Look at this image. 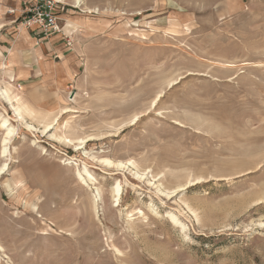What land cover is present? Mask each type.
Here are the masks:
<instances>
[{"label": "rangeland", "instance_id": "rangeland-1", "mask_svg": "<svg viewBox=\"0 0 264 264\" xmlns=\"http://www.w3.org/2000/svg\"><path fill=\"white\" fill-rule=\"evenodd\" d=\"M12 1L0 264H264V0H60L47 37Z\"/></svg>", "mask_w": 264, "mask_h": 264}, {"label": "bare ground", "instance_id": "bare-ground-1", "mask_svg": "<svg viewBox=\"0 0 264 264\" xmlns=\"http://www.w3.org/2000/svg\"><path fill=\"white\" fill-rule=\"evenodd\" d=\"M75 3L80 5L81 0H75ZM70 26H73V23L68 21L66 28H70ZM0 69H3V70L6 69V65L3 61H1V63H0ZM0 99H2L8 103L10 110L13 111L15 114L16 122H19L20 124H22L25 127V129L28 131H31V132L36 131V127L32 126L31 124H27V122H25L26 120L24 119L23 113L26 111L28 112L27 108H29V107L27 106V108H26L25 105L23 106V103L21 102L22 98L18 97L17 95L12 96L10 94V90L8 88L0 87ZM156 99H157V97H156ZM14 104H16V105H14ZM66 111H67V109H61V112H66ZM29 112H31V111H29ZM134 120H137V116L134 117ZM57 123H58L57 118L52 119L51 122H48V123L43 125L41 133L47 135L49 133V131L53 128V125L54 124L57 125ZM13 125H12L9 117L3 116L0 114V130L3 132L1 140H0V158L3 159V163L0 166V179L5 174V172L8 171L9 164L12 161V157H11L9 147L12 143L13 136L16 134V131H17L16 127ZM50 137L54 138L55 140H57L59 143H62V144H74L72 139H68L65 136L59 137V136L52 134V135H50ZM86 142L87 141H85L84 139H79L77 146H79V145L82 146ZM77 146L75 144V148L79 149V147H77ZM100 161L103 162L104 164L108 165V166L113 164L112 161H110L106 158L101 159ZM119 164H120L119 166H122L123 163L122 164L119 163ZM116 167H118V166H116ZM120 193H121L120 184H116V186H114L112 188V195L111 196L114 199L113 202L118 204L119 197L121 195ZM94 200L91 202V205H95ZM31 205H34V204H31Z\"/></svg>", "mask_w": 264, "mask_h": 264}, {"label": "built area", "instance_id": "built-area-1", "mask_svg": "<svg viewBox=\"0 0 264 264\" xmlns=\"http://www.w3.org/2000/svg\"><path fill=\"white\" fill-rule=\"evenodd\" d=\"M64 9L60 0H23L18 13L19 27L23 32L30 31L41 37L58 33L62 30L59 22ZM15 12L12 9L9 14Z\"/></svg>", "mask_w": 264, "mask_h": 264}, {"label": "crops", "instance_id": "crops-1", "mask_svg": "<svg viewBox=\"0 0 264 264\" xmlns=\"http://www.w3.org/2000/svg\"><path fill=\"white\" fill-rule=\"evenodd\" d=\"M12 5H13V7H14V9H16V11H17V13H19V9H21V4H20V2H19V0H13L12 1ZM18 14H16V16H17ZM28 34H30V33H28ZM37 37H41V36H39V35H36Z\"/></svg>", "mask_w": 264, "mask_h": 264}]
</instances>
